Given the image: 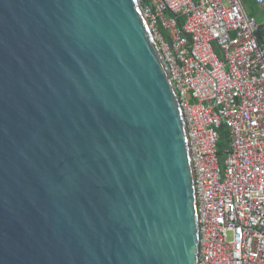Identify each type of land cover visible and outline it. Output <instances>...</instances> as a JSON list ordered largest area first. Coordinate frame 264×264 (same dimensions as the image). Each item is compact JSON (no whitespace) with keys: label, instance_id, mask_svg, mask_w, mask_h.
<instances>
[{"label":"water","instance_id":"95a60500","mask_svg":"<svg viewBox=\"0 0 264 264\" xmlns=\"http://www.w3.org/2000/svg\"><path fill=\"white\" fill-rule=\"evenodd\" d=\"M146 2L0 0V264H198L186 127Z\"/></svg>","mask_w":264,"mask_h":264},{"label":"built area","instance_id":"2783aa9c","mask_svg":"<svg viewBox=\"0 0 264 264\" xmlns=\"http://www.w3.org/2000/svg\"><path fill=\"white\" fill-rule=\"evenodd\" d=\"M255 2L264 14V0ZM147 7L143 18L186 127L198 264H264V17H250L242 0H149Z\"/></svg>","mask_w":264,"mask_h":264},{"label":"trees","instance_id":"16d2710c","mask_svg":"<svg viewBox=\"0 0 264 264\" xmlns=\"http://www.w3.org/2000/svg\"><path fill=\"white\" fill-rule=\"evenodd\" d=\"M244 4H246V6L249 4V2H247V0H243ZM146 5H149V0H147ZM253 5L257 6L255 0H253ZM258 7V6H257ZM259 14L258 11H255L252 13V15L250 17H256ZM180 25H182V22H180ZM221 142L219 143V156L221 158V162H223L225 160V156H224V151L227 148V139H228V133L227 130L224 128L221 132Z\"/></svg>","mask_w":264,"mask_h":264},{"label":"crops","instance_id":"0c3cea01","mask_svg":"<svg viewBox=\"0 0 264 264\" xmlns=\"http://www.w3.org/2000/svg\"><path fill=\"white\" fill-rule=\"evenodd\" d=\"M247 2H249V3H253V0H247ZM242 3H243V5H244V7L246 8V10H247V6H246V4H244V1L242 0ZM258 9H259V14L256 16V17H253V18H256L259 22H262V19H263V17H264V14H263V11L258 7ZM248 11V10H247ZM249 14V13H248Z\"/></svg>","mask_w":264,"mask_h":264},{"label":"rangeland","instance_id":"374dc122","mask_svg":"<svg viewBox=\"0 0 264 264\" xmlns=\"http://www.w3.org/2000/svg\"><path fill=\"white\" fill-rule=\"evenodd\" d=\"M247 10H248L247 13H249V14H248L249 16H251L252 13L255 12V11H258V12H259L258 7H257V6H254L253 3H249V4L247 5Z\"/></svg>","mask_w":264,"mask_h":264}]
</instances>
